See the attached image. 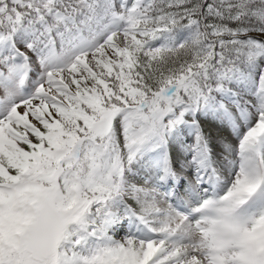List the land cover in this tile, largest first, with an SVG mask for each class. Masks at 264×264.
<instances>
[{
    "label": "snow or ice",
    "instance_id": "6c2138e0",
    "mask_svg": "<svg viewBox=\"0 0 264 264\" xmlns=\"http://www.w3.org/2000/svg\"><path fill=\"white\" fill-rule=\"evenodd\" d=\"M0 264H264V0H0Z\"/></svg>",
    "mask_w": 264,
    "mask_h": 264
}]
</instances>
